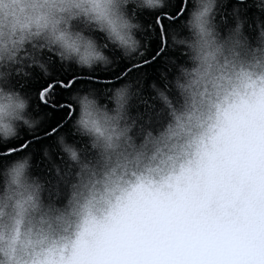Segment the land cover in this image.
Returning a JSON list of instances; mask_svg holds the SVG:
<instances>
[{"label": "clouds", "instance_id": "9594fccd", "mask_svg": "<svg viewBox=\"0 0 264 264\" xmlns=\"http://www.w3.org/2000/svg\"><path fill=\"white\" fill-rule=\"evenodd\" d=\"M169 2L0 0V144L42 122L30 111L31 99L8 83L16 74L25 75V62L43 72L39 57L53 52L65 66L111 68L115 60L145 51L137 13L160 11ZM226 2L191 0L187 18L170 35L179 59L165 66L159 84L150 83L146 91L126 81L100 92L89 88L71 94L70 135L61 133L52 142V151L63 157L61 170H71L59 196L49 192L55 170L43 178L33 174L30 153L0 168V264H35L37 259L60 264L71 255L70 242L84 256L92 253L107 230L138 213L137 206L118 208L130 181H159L172 174L194 143L219 129L226 105L244 92L243 83L264 85V22L248 27L255 31L253 42L243 23H229L222 14ZM250 3L264 12V0ZM113 51L119 56L109 55ZM169 91L180 104L169 110L162 128L153 129L149 121ZM193 169L182 190H163L175 210L149 225L153 231L146 239L152 243L193 248L228 239L253 190L259 210L264 177L259 165L254 186L243 157L228 167L218 161L212 171L195 163Z\"/></svg>", "mask_w": 264, "mask_h": 264}, {"label": "rangeland", "instance_id": "374dc122", "mask_svg": "<svg viewBox=\"0 0 264 264\" xmlns=\"http://www.w3.org/2000/svg\"><path fill=\"white\" fill-rule=\"evenodd\" d=\"M243 93L226 105L218 130L194 143L185 160L178 161L172 174L157 181L134 179L123 194L124 205L137 206L138 213L122 219L100 238L95 250L85 255L86 264H264V177H261V206L257 209L255 191L250 193L239 226L230 237L218 243L166 246L146 239L175 206L165 188L182 190L190 183L195 163L204 171L214 170L219 161L225 167L243 157L250 186L255 184L257 165L264 170V85L255 80L242 84ZM159 183V188L152 185ZM121 213L118 212L119 216Z\"/></svg>", "mask_w": 264, "mask_h": 264}, {"label": "snow or ice", "instance_id": "6c2138e0", "mask_svg": "<svg viewBox=\"0 0 264 264\" xmlns=\"http://www.w3.org/2000/svg\"><path fill=\"white\" fill-rule=\"evenodd\" d=\"M185 8L186 0H170L165 10L140 21L143 28L139 35L145 45V51L127 60H115L111 68L92 71H82L79 68L73 70L70 66H65L53 52L41 53L39 59L45 66L43 72L25 62L23 64L25 75L16 74L8 83L12 88L26 90L24 94L35 101L33 108L40 113L42 122L34 130L27 131L26 136L18 135L13 141L0 144V159H11L20 152L32 155L38 147L41 157L47 162V173L50 174L52 170L56 172L57 179L50 182V195L59 196L63 191V182L70 175L71 170L68 168L61 170L63 157L52 151L53 143L50 142L61 133L70 135L69 121L74 111L70 100L71 94L89 88L100 92L115 87L117 82L122 84L132 81L142 87H145V83L147 86L152 82L157 83V80L160 83L162 70L167 64L172 63L174 58L178 59V53L172 49L170 35L179 29L177 26ZM221 11L228 17V22L243 23L244 27L246 25L249 27L253 22L255 24L264 22L261 19L264 12H258L251 6L250 0H227L226 4L221 6ZM15 71L18 73L19 69ZM161 88H163L162 84ZM179 104L180 97L174 92H167L160 101L155 117L150 119V126L153 129L162 128L170 118L169 110ZM145 105L146 108L153 107L147 102ZM137 180L140 181L141 178L137 177ZM68 250L71 255L60 264H86L88 258L81 253L75 243L70 242ZM9 251L10 253L14 251L11 243ZM35 264H46V262L37 259Z\"/></svg>", "mask_w": 264, "mask_h": 264}, {"label": "trees", "instance_id": "16d2710c", "mask_svg": "<svg viewBox=\"0 0 264 264\" xmlns=\"http://www.w3.org/2000/svg\"><path fill=\"white\" fill-rule=\"evenodd\" d=\"M166 8L167 7H165L164 9H161L160 11L165 10ZM190 8H191V0H186V8H185V10L183 12V16L181 18L180 24L177 26L178 28L181 27V22L187 18L188 10H190ZM155 14H156V12L143 11V12H138L137 16H138V19L140 21H142L143 19L151 17V16H153ZM261 19H262V21H264V16H262ZM229 23H231V21H229ZM252 26H253V28L255 27V22L252 23ZM245 31L248 32L250 40H252L254 42L255 35H256L255 31L249 32L247 25L245 26ZM109 55H113L114 57L115 56H119V52L113 51V52H110ZM178 59H179V56H178ZM70 67L73 70L77 69L75 65H70ZM97 70H99V68ZM82 71H86V70H82ZM157 83H159L158 80H157ZM118 84H119V82H117V84L115 86H117ZM19 90L22 91L23 93H25V91H26L25 89H19ZM145 90L147 91V83H145ZM34 104H35V101L31 100L30 111L33 113L34 116H39L40 113L37 112V111H34V108H33ZM72 116H73V113H72ZM20 131H21V135H24V136L27 135V130L21 128ZM70 139H71V137H70ZM52 142L53 141H51L50 143H52ZM25 154H27V153L26 152H20L15 157H13L11 159H0V168H2L6 163L10 162L11 160H13V159H15V158H17L19 156H23ZM32 164H33V169H32L33 174L38 175V176H40L42 178L48 175V173H47V162L44 161L43 158L41 157V154H40V151H39L38 147H37V149L35 151H33Z\"/></svg>", "mask_w": 264, "mask_h": 264}]
</instances>
